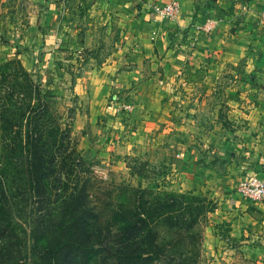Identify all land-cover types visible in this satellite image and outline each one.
Instances as JSON below:
<instances>
[{"label": "rangeland", "instance_id": "rangeland-1", "mask_svg": "<svg viewBox=\"0 0 264 264\" xmlns=\"http://www.w3.org/2000/svg\"><path fill=\"white\" fill-rule=\"evenodd\" d=\"M29 2L11 0L1 14L7 21V38L2 41L14 46L9 52L12 57L0 59V203L11 223L8 226L9 222L0 221V248H9L17 239L23 246L21 255H27L24 264H41L42 249L57 235L55 225L68 220L63 210L73 195L79 207L87 195V205L102 213L108 202L123 200L135 187L186 195L191 205L206 206L198 226L203 233L199 264H264V218L249 206L248 199L243 198V207L237 200L224 198L237 191L238 183L236 191L212 190L202 182L193 188L183 185L185 179L197 178L192 175L195 170L217 161V152L237 128L248 126L245 115L255 103L257 77L256 70H250L255 63H248L250 56L242 61L248 66L247 85L234 86L237 79L245 78L234 72L226 81L234 86L229 92L231 103L224 100L221 86H196L186 78L176 82L170 96L162 95L163 108H158L165 118L162 122L158 116L146 120V110L138 103H129L130 98L134 100L132 94L118 99L109 95L97 118L93 117V100L77 94L74 83L91 72L102 80L103 75H98L95 68L116 46L113 32L117 29L113 26L108 31L106 26H99L94 34L86 35L89 48L72 54L75 62H65L59 53L61 60H56L54 69L44 70L49 75L46 77L32 66L30 53L25 59L29 66L17 57L15 44L23 41L31 47L30 41L23 40L30 26ZM81 33L80 39L87 34ZM83 60L90 62L87 69ZM38 84L42 93L39 98ZM236 92L247 99L239 103L234 98ZM140 126L143 129L137 132ZM37 140L44 159L41 189L31 181L36 173L29 168L33 159L29 149ZM192 157L194 161L190 162ZM219 168L227 169L223 163ZM0 252L2 256L6 253Z\"/></svg>", "mask_w": 264, "mask_h": 264}, {"label": "crops", "instance_id": "crops-1", "mask_svg": "<svg viewBox=\"0 0 264 264\" xmlns=\"http://www.w3.org/2000/svg\"><path fill=\"white\" fill-rule=\"evenodd\" d=\"M173 1L181 8L176 18L156 12L158 7ZM10 2L0 0V59L6 60L12 57L9 52L14 44L2 41L7 38V21L1 14ZM29 3L30 26L23 40L30 41L31 47L23 41L15 44L19 51L17 57L24 66H29L31 61L46 77L49 75L44 70L52 66L54 69L56 60H61L57 57L59 53L65 62H75L71 55L89 48L86 35L94 34L99 26H106L108 31L114 26L121 31L119 35L113 32L116 46L95 68L98 75H103L102 80L93 77L91 72V75L84 73L74 83L77 94H86L93 100V117L97 118L109 95L118 99L132 94L134 100L130 98L129 103L141 105L146 110V120L158 116L162 122L165 118L158 111L163 108L162 95L170 96L176 82L186 78L196 86L208 85L214 89L221 86L224 100L231 103L232 87L247 85L248 66L242 61L250 56L248 63L255 62L250 70L255 69L257 77L253 92L255 103L249 115H245L248 126L237 128L217 152V161L207 162L200 172L195 170L192 175L197 178L185 179L183 185L189 188L202 182L212 190L236 191L235 184L239 185L247 176L264 173V0H31ZM209 19L213 27L207 32L204 26ZM82 31L87 34L80 39ZM29 53L31 60L27 63ZM84 62L87 69L90 62ZM232 72L243 74L245 81L237 79L234 86L227 84ZM98 98L101 100L96 102ZM234 98L240 103L247 96L236 92ZM237 111L238 108L234 113ZM139 128L137 132L143 129ZM221 163L227 169L221 171ZM224 198L229 202L237 200L241 205L246 197L236 191ZM248 200L249 206L264 218V203Z\"/></svg>", "mask_w": 264, "mask_h": 264}, {"label": "trees", "instance_id": "trees-1", "mask_svg": "<svg viewBox=\"0 0 264 264\" xmlns=\"http://www.w3.org/2000/svg\"><path fill=\"white\" fill-rule=\"evenodd\" d=\"M35 88L39 98L41 85ZM29 150L33 156L29 168L36 173L31 181L41 189L44 159L38 140ZM72 153H76L74 149ZM119 200L108 202L100 213L87 205V195L81 207L73 195L63 210L68 220L55 225L57 235L42 249L41 264H199L203 233L198 226L207 212L205 205H191L186 195L135 187ZM8 217L0 203V221L10 226ZM160 226L164 228L158 229ZM2 250L6 253L2 256L0 252V264H24L27 259L21 255L23 246L17 239ZM33 251H37L36 244Z\"/></svg>", "mask_w": 264, "mask_h": 264}, {"label": "built area", "instance_id": "built-area-1", "mask_svg": "<svg viewBox=\"0 0 264 264\" xmlns=\"http://www.w3.org/2000/svg\"><path fill=\"white\" fill-rule=\"evenodd\" d=\"M180 4L177 1L158 7L156 12L163 17H170L172 19L176 18L180 12ZM213 27V21L207 20L204 29L210 32ZM240 195L251 199L255 202L264 203V173L262 175L252 174L242 180L237 189Z\"/></svg>", "mask_w": 264, "mask_h": 264}]
</instances>
